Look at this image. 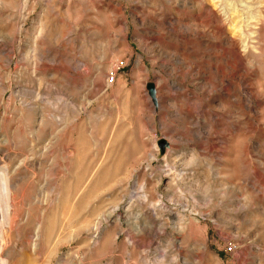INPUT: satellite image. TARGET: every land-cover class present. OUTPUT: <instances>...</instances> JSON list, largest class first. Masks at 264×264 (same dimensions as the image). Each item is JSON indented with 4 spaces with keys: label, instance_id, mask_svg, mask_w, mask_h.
<instances>
[{
    "label": "rangeland",
    "instance_id": "rangeland-1",
    "mask_svg": "<svg viewBox=\"0 0 264 264\" xmlns=\"http://www.w3.org/2000/svg\"><path fill=\"white\" fill-rule=\"evenodd\" d=\"M3 175L0 264H264V0H0Z\"/></svg>",
    "mask_w": 264,
    "mask_h": 264
},
{
    "label": "bare ground",
    "instance_id": "bare-ground-1",
    "mask_svg": "<svg viewBox=\"0 0 264 264\" xmlns=\"http://www.w3.org/2000/svg\"><path fill=\"white\" fill-rule=\"evenodd\" d=\"M240 9V8H239ZM242 10L237 12V13H243L242 17H246L250 20H254V22H258L259 20H257L259 18L260 11L259 12H255L253 9V6H249L246 5L245 7L241 8ZM236 13V12H235ZM234 13V14H235ZM226 15V14H225ZM225 17V16H224ZM241 17V16H239ZM241 17V18H242ZM229 19V18H228ZM238 19V18H237ZM260 22V21H259ZM258 22V23H259ZM240 32V31H239ZM11 186H10V180L6 177V176H0V195L2 196V201H3V205L2 208L4 207L5 210H7L9 212V206H10V196H11ZM6 212V211H5ZM2 218V217H1ZM1 241V240H0Z\"/></svg>",
    "mask_w": 264,
    "mask_h": 264
},
{
    "label": "built area",
    "instance_id": "built-area-1",
    "mask_svg": "<svg viewBox=\"0 0 264 264\" xmlns=\"http://www.w3.org/2000/svg\"><path fill=\"white\" fill-rule=\"evenodd\" d=\"M233 249H234V246H233V245H230V246L228 247V251H229V252H233Z\"/></svg>",
    "mask_w": 264,
    "mask_h": 264
}]
</instances>
